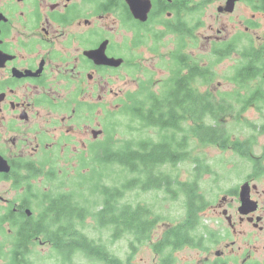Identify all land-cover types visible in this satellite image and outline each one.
<instances>
[{
    "label": "flooded vegetation",
    "instance_id": "obj_1",
    "mask_svg": "<svg viewBox=\"0 0 264 264\" xmlns=\"http://www.w3.org/2000/svg\"><path fill=\"white\" fill-rule=\"evenodd\" d=\"M179 70L223 108L208 119L220 125L214 140L190 139L189 160H202L191 157L199 148L236 157L212 180V198L201 192L211 165L189 173L206 215L189 237V264H264V0H0V229L16 235L21 222L10 219L32 216L30 203L43 200L58 209L52 217L70 214L48 219L51 231L79 233L78 184L40 193L54 156L108 155L114 116L161 102Z\"/></svg>",
    "mask_w": 264,
    "mask_h": 264
},
{
    "label": "trees",
    "instance_id": "obj_2",
    "mask_svg": "<svg viewBox=\"0 0 264 264\" xmlns=\"http://www.w3.org/2000/svg\"><path fill=\"white\" fill-rule=\"evenodd\" d=\"M180 72L181 70L177 75V89L175 91L167 90V96L161 102H143L146 105L145 108H139L138 104L142 105V103L138 102L136 105L131 104L126 108L127 112L126 110L124 112V117L130 121L129 128L131 130L141 133L145 129L153 128L159 131L158 137L156 139L138 137L137 139L124 140V144H114L108 155L102 152L98 154L96 162L105 166L110 163L119 165L123 170L133 175L124 181H116L112 187L101 186L97 192L98 195L104 197L101 208L95 213L92 210L85 214V216L93 214L99 226L110 227L113 238L127 232L133 234L135 240L141 241L149 237L160 220L156 210L149 205L122 203L121 199L125 198L126 190H132L135 186L143 190L160 189L165 184L167 193L174 198L177 197V194L180 195L181 191L183 194H187L190 189H193L191 187L196 189L195 186H191L189 181L182 182L179 178L162 170L155 173L157 168L175 165L186 160L189 141L193 135L202 139L209 137V141H212L214 140L212 136L216 135L220 126L209 124L206 121L209 118L216 119L218 112H221L223 108L211 100H207V95L198 94L196 89L190 88L191 76L188 80L186 76H181ZM176 185L180 187V190L174 189ZM87 197L85 194L81 196L80 193L79 201L87 202ZM44 200L49 201L46 196H44ZM33 203L30 205L34 210ZM63 203L70 207L69 200L65 199ZM185 203L188 207L187 219L172 227L169 226L164 231L162 238L155 244V251L159 254L167 253L162 256L161 264H174L171 252L189 245V237L196 228L200 227L201 218L198 211L202 202L199 198L198 201L193 198ZM80 206L81 218L86 211V206L84 204ZM54 207L55 204L48 211L44 207L39 216L33 213L32 216L25 215V218L10 219L14 225L15 222H21L22 226V228L18 227L16 235H11L13 246L10 264H29L28 243L32 238L46 232L49 233L48 238L54 241L56 251L63 254L65 259L69 258L67 255L71 252L79 250L105 264H128L110 252L105 243L89 237L81 231L69 233L66 227L59 228L57 232L51 231L50 227L53 226V223H50L51 218L55 223L61 219H66V222L71 221L68 218L70 214L63 209L58 215L52 217V211L58 210ZM48 219L50 221H47Z\"/></svg>",
    "mask_w": 264,
    "mask_h": 264
},
{
    "label": "rangeland",
    "instance_id": "obj_3",
    "mask_svg": "<svg viewBox=\"0 0 264 264\" xmlns=\"http://www.w3.org/2000/svg\"><path fill=\"white\" fill-rule=\"evenodd\" d=\"M157 61L158 59H154L151 63ZM217 66L219 67V65ZM216 71L218 72V69ZM212 88L215 90L214 93L217 96L223 91V87H221L219 83ZM229 90L230 89L226 87V91ZM221 98L223 99L224 96ZM223 117V115H219L218 119L223 122ZM112 120L114 125L112 146L114 144H124V140L137 139L138 137H153L155 139L158 137L159 131L156 129L154 130L153 128L145 129L141 133L131 130L129 128L130 121L127 117L114 116ZM206 122L212 123L213 121L207 120ZM235 123L236 122H233V124L225 123V125L229 130H233L236 128ZM105 139V135L102 136V142H104ZM75 156L76 154H68V158L58 157L57 155L54 156V159L57 160L59 164H56L53 167L49 165L47 168L50 173V181L46 175L42 177L41 181L48 185V189H42L40 193L47 192L45 190H50V192L53 193H61L62 191L73 190L75 185L78 184L79 197L80 193L81 196L82 194L88 196L87 202H80V205L84 204L86 206V211L81 218H79L77 224L82 233L105 243L106 248H108L110 252H113L128 264H161L162 256L167 253L162 252L159 254L155 251V244L162 238L164 231L167 230L169 226L172 227L187 219L188 207L185 202H187V200H192L193 198L195 201H198V198L196 197L199 193L198 187L196 185H191L195 186L196 189L191 187L193 189H190L187 194H183L182 191L180 192V195L176 193L177 197L174 198L167 193V186L165 184L163 185V188L160 189L152 188L143 190L140 187L135 186L132 190H126L125 198L121 199L122 203L130 202L132 205H136L137 203L149 205L156 210L160 220L154 230L151 231L149 237L141 241L135 240L134 235L127 232L119 237L113 238L112 229L110 227L106 228L99 226L93 214H88L86 216L85 214L92 210L95 213L101 208L104 197L97 194L101 186L112 187L116 181H124L133 175H130L128 171L123 170L121 166L113 163L105 166L100 162L96 163L91 160H79L75 158ZM194 156L202 160L197 163L194 159L192 161L189 160L188 149V157L186 160L175 165L171 164L164 167L162 166L163 168H157L155 173L162 170L167 174H172L179 178L180 181L185 182L192 180L189 173L192 171L193 164H209L211 165L212 171L208 174L210 178L202 181L201 192L205 197L212 198L216 189V185L212 183V180L219 175L222 176L224 173L223 165H230L236 160V157L232 160L225 159L224 155L217 149L202 151L201 148L195 150L191 154L192 158ZM196 173H198V171ZM209 176H207V178ZM174 189L180 190V187L176 185ZM122 196L124 197V193ZM33 205L35 207H33L35 211H33L34 214L39 216L43 212L46 203L40 200L34 202ZM205 216L206 215L201 214L200 218ZM202 224L201 227L203 226ZM3 227L4 229H0V249L3 247L0 253V264H10L12 260L10 249L13 244L11 235H13V232L10 231V234L7 232L8 229H10L9 224L6 226L4 225ZM44 240L48 241L42 242ZM35 242L36 243L30 245V254H28L29 264H105L103 261H99L94 257H89L88 255L81 253L79 250L71 252L67 255L69 258L65 259L63 254L56 251L55 243L50 238L36 240ZM189 252V245L173 250L171 253L174 258V264H189Z\"/></svg>",
    "mask_w": 264,
    "mask_h": 264
},
{
    "label": "water",
    "instance_id": "obj_4",
    "mask_svg": "<svg viewBox=\"0 0 264 264\" xmlns=\"http://www.w3.org/2000/svg\"><path fill=\"white\" fill-rule=\"evenodd\" d=\"M110 62L114 63L115 65H119L121 63V60L110 59Z\"/></svg>",
    "mask_w": 264,
    "mask_h": 264
},
{
    "label": "bare ground",
    "instance_id": "obj_5",
    "mask_svg": "<svg viewBox=\"0 0 264 264\" xmlns=\"http://www.w3.org/2000/svg\"><path fill=\"white\" fill-rule=\"evenodd\" d=\"M220 60V59H219Z\"/></svg>",
    "mask_w": 264,
    "mask_h": 264
}]
</instances>
